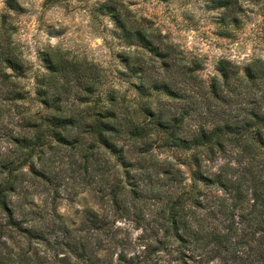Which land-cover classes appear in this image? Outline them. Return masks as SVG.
<instances>
[{
  "label": "trees",
  "instance_id": "obj_1",
  "mask_svg": "<svg viewBox=\"0 0 264 264\" xmlns=\"http://www.w3.org/2000/svg\"><path fill=\"white\" fill-rule=\"evenodd\" d=\"M115 3L104 7L130 49L122 76L134 94L99 90L97 64L43 54L41 109L21 112L0 151V264H264V61L223 58L205 78L200 58ZM28 69L0 31V117L26 99ZM63 185L98 207L74 226L57 212ZM120 219L142 230L139 254L128 256Z\"/></svg>",
  "mask_w": 264,
  "mask_h": 264
},
{
  "label": "rangeland",
  "instance_id": "obj_2",
  "mask_svg": "<svg viewBox=\"0 0 264 264\" xmlns=\"http://www.w3.org/2000/svg\"><path fill=\"white\" fill-rule=\"evenodd\" d=\"M212 0H115L132 14L147 18L149 23L178 44L187 55L202 60L205 78L215 73L223 58L244 66L264 61V0H242L240 14H222L212 8ZM105 0H0V31L10 36L11 45L24 59L28 69L19 79L26 99L5 105L0 117V151L9 145L8 134L15 128L18 116L35 114L41 109L36 100V78L45 72L43 54L59 49L70 57L97 64L102 71L101 91L109 88L129 91L128 79L122 74L126 66L121 54L130 49L119 38V29L104 7ZM190 152L162 150L160 156L187 158ZM28 168V166H26ZM63 185L57 199V212L69 226L79 224L89 208L98 209L89 192L73 195ZM42 193L36 202L44 206ZM119 237L132 241L129 257L139 254L135 241L142 235L132 219L117 222Z\"/></svg>",
  "mask_w": 264,
  "mask_h": 264
}]
</instances>
